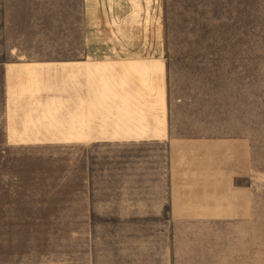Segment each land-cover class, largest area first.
<instances>
[{
  "label": "rangeland",
  "instance_id": "obj_1",
  "mask_svg": "<svg viewBox=\"0 0 264 264\" xmlns=\"http://www.w3.org/2000/svg\"><path fill=\"white\" fill-rule=\"evenodd\" d=\"M81 2L0 0V63L30 64L5 77L0 68V253H13L0 257L3 264H76L78 243L117 232L94 203L124 197L118 190L140 184L138 171L155 164L156 146L94 140L102 131L104 87L115 83L109 75L104 82L102 70L70 74L74 62L101 66L104 43L119 41L159 43L170 57L249 58L254 175L235 185L249 187L255 203L254 253L244 262L264 264V0H99L109 21L103 27L95 18L89 59L81 51ZM143 86L150 103V86Z\"/></svg>",
  "mask_w": 264,
  "mask_h": 264
},
{
  "label": "crops",
  "instance_id": "obj_2",
  "mask_svg": "<svg viewBox=\"0 0 264 264\" xmlns=\"http://www.w3.org/2000/svg\"><path fill=\"white\" fill-rule=\"evenodd\" d=\"M81 1L84 57L91 55L95 18L105 27L109 15L100 11L99 0ZM118 19L121 28L124 15ZM6 49L11 56V46ZM102 49L101 66L78 61L70 73L102 70L104 82L109 75L115 83L113 89L104 87L102 131L94 140L150 144L158 152L150 155L155 163L150 170L138 171L140 184L118 190L124 197L94 203L117 232L87 239L85 247L78 243L76 264H245L254 253L255 203L250 188L235 183L254 175L249 58L170 57L159 43L136 41L104 43ZM2 66L5 77L22 74L30 64ZM4 77L3 82L11 80ZM143 82L150 86V103L143 102L148 95ZM224 109L241 113L240 122L224 120ZM226 226L234 232L224 233Z\"/></svg>",
  "mask_w": 264,
  "mask_h": 264
}]
</instances>
